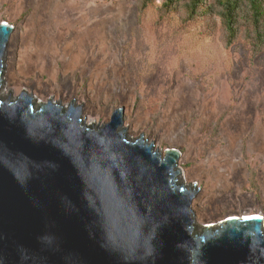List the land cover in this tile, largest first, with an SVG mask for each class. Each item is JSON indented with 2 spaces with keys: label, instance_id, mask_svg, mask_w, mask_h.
Returning <instances> with one entry per match:
<instances>
[{
  "label": "rangeland",
  "instance_id": "rangeland-1",
  "mask_svg": "<svg viewBox=\"0 0 264 264\" xmlns=\"http://www.w3.org/2000/svg\"><path fill=\"white\" fill-rule=\"evenodd\" d=\"M162 2L0 0L13 27L3 92L73 100L93 125L123 107L129 138L178 150L184 184L198 187L197 225L253 214L264 227V39L239 17L227 44L215 12L189 16L174 1L166 13Z\"/></svg>",
  "mask_w": 264,
  "mask_h": 264
},
{
  "label": "water",
  "instance_id": "water-1",
  "mask_svg": "<svg viewBox=\"0 0 264 264\" xmlns=\"http://www.w3.org/2000/svg\"><path fill=\"white\" fill-rule=\"evenodd\" d=\"M0 22V264H264L259 216L195 223L179 152L131 139L123 107L83 121L72 100L4 89Z\"/></svg>",
  "mask_w": 264,
  "mask_h": 264
},
{
  "label": "trees",
  "instance_id": "trees-1",
  "mask_svg": "<svg viewBox=\"0 0 264 264\" xmlns=\"http://www.w3.org/2000/svg\"><path fill=\"white\" fill-rule=\"evenodd\" d=\"M174 1L183 2L189 16L197 12L218 14L226 30L227 44H231L237 36L239 17L243 19L246 32L256 40V45L259 46L264 39V0H163L162 9L167 13L173 9ZM149 2L140 0L138 10L143 11Z\"/></svg>",
  "mask_w": 264,
  "mask_h": 264
},
{
  "label": "bare ground",
  "instance_id": "bare-ground-1",
  "mask_svg": "<svg viewBox=\"0 0 264 264\" xmlns=\"http://www.w3.org/2000/svg\"><path fill=\"white\" fill-rule=\"evenodd\" d=\"M57 4V3H56ZM59 6H60V3L58 4ZM58 5H57V7H58ZM76 8V7H75ZM62 15H63V13H62ZM56 17V16H55ZM35 19V18H34ZM33 19V20H34ZM56 24V23H55ZM59 25V24H58ZM55 26V25H54ZM58 27V26H57ZM55 29H56V26H55ZM64 31V30H63ZM56 32V31H55ZM58 32V31H57ZM65 33V32H64ZM69 33H70V31H69ZM59 34H60V31H59ZM68 36V35H67ZM45 37V36H44ZM32 38V37H31ZM51 38V37H50ZM64 38H66V37H64ZM36 39V38H35ZM48 39V38H47ZM54 39V38H53ZM71 39V38H70ZM72 39H73V37H72ZM9 40V39H8ZM39 40V39H38ZM45 40V39H44ZM64 40V39H63ZM54 41V40H53ZM35 42H38V41H35ZM64 42H66V41H64ZM64 42H63V44H64ZM41 43V42H40ZM40 43L38 44V45H40ZM54 43H55V41H54ZM76 43V42H75ZM78 43V42H77ZM35 44H37V43H35ZM61 44V43H60ZM72 44H73V42H72ZM58 45V44H57ZM78 45V44H77ZM33 46V45H32ZM75 46V45H74ZM81 46V45H80ZM22 47V46H21ZM26 47V46H25ZM46 47V46H45ZM73 47V46H72ZM31 48V47H30ZM33 48V47H32ZM48 48H49V46H48ZM23 49V48H22ZM52 49V48H51ZM59 49V48H58ZM77 49V48H76ZM31 50V49H30ZM37 50V49H36ZM6 52V51H5ZM24 52V51H23ZM31 52V51H30ZM70 52V51H69ZM75 52H77V51H75ZM81 52H82V50H81ZM74 53V52H73ZM72 53V54H73ZM75 54H77V53H75ZM6 55V54H5ZM23 55H25V53L23 54ZM69 55H71V54H69ZM22 57V56H21ZM24 57V56H23ZM77 57V56H76ZM76 59V58H75ZM78 59V58H77ZM69 60H71V58L69 59ZM4 64H5V57H4ZM68 104V103H67ZM183 177V176H182ZM253 214H248L247 216H244V217H249V216H252ZM253 216H259V217H261L260 215H253Z\"/></svg>",
  "mask_w": 264,
  "mask_h": 264
}]
</instances>
